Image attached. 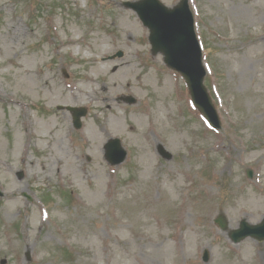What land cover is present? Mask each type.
Instances as JSON below:
<instances>
[{
    "label": "rangeland",
    "instance_id": "1",
    "mask_svg": "<svg viewBox=\"0 0 264 264\" xmlns=\"http://www.w3.org/2000/svg\"><path fill=\"white\" fill-rule=\"evenodd\" d=\"M122 1L40 0L43 17L32 20L23 0H0V181L20 185L17 205L0 190V262L264 264V241L228 238L240 220L264 216V0H189L219 129L191 105L181 76L150 53L147 29ZM66 32L86 44H65ZM94 48L106 52L110 70L90 84L81 72L93 74V64L75 59ZM117 49L126 54L110 58ZM111 72L115 87L106 86ZM23 82L37 93L27 91L19 107L7 98L20 99ZM83 84L107 96L90 94L89 105L85 94L70 99ZM122 94L137 103L119 102ZM66 106L86 108L80 129ZM25 115L34 130L49 124L50 132L32 138L22 162L15 150L28 136ZM97 117L105 122L98 137ZM113 137L127 150L117 165L104 156ZM219 213L226 230L214 223Z\"/></svg>",
    "mask_w": 264,
    "mask_h": 264
},
{
    "label": "water",
    "instance_id": "2",
    "mask_svg": "<svg viewBox=\"0 0 264 264\" xmlns=\"http://www.w3.org/2000/svg\"><path fill=\"white\" fill-rule=\"evenodd\" d=\"M153 51L154 54L163 53L166 65L181 73L187 83L194 105L204 114L212 126L218 128L220 126L218 116L203 85L205 70L202 64V52L194 32L193 17L187 0H182L176 8L168 10ZM69 109L76 110L74 108ZM80 114L81 111L74 115L75 120H78ZM114 145L113 143L110 147ZM125 156L126 151L118 146V156L114 158V164L122 162ZM215 221L222 229H226V222L222 215L218 216ZM248 235L258 240L264 239V219L257 225H249L243 220L239 229L229 233L230 238L235 242ZM204 259H208L207 252H205Z\"/></svg>",
    "mask_w": 264,
    "mask_h": 264
},
{
    "label": "bare ground",
    "instance_id": "3",
    "mask_svg": "<svg viewBox=\"0 0 264 264\" xmlns=\"http://www.w3.org/2000/svg\"><path fill=\"white\" fill-rule=\"evenodd\" d=\"M105 55V51L103 50H96V55L89 58V61L93 64L92 70L95 74H86V78L88 79L87 81L91 84V82H93L95 80V78L98 77V73H101L102 71L106 72L107 70L109 71L110 69H107V65L104 62H101V58H103V56ZM88 57V56H87ZM27 72V71H26ZM116 77V73H110L109 77H108V81H106V86L111 85V87L114 85V87L117 84V80L115 79ZM119 84V83H118ZM28 87V88H27ZM22 88L27 89V90H22L21 92L18 93V96L20 97V99L17 98H7L8 101L10 103H15L17 104L19 107L23 104V100L26 99L28 95L27 91H34L37 93L36 89L31 88L29 85H27L25 82L22 83ZM80 92H82L83 94H86V89L85 88H81L79 90ZM70 94H74V91L69 90ZM92 93L94 95V93L101 94V97L104 98L107 96V91L106 90H102V91H98V90H92ZM73 99L75 101L79 100L78 98V94L73 95ZM27 100V99H26ZM87 104L90 102H86ZM29 107H33L36 105L35 102H28V104H26ZM97 124L98 126H100V129H95L93 130V134L98 137L100 135V131H103L104 129V125L105 122L102 121L101 119H99L97 117ZM24 127L27 130V139L25 141V143H16L19 144V150L16 149L15 151H18V157L22 162H25V152L26 150L33 145L32 144V138H44L46 137V135L50 132L49 130V124H46L44 127L40 126L39 129L34 130L33 128V122H31L28 118L27 115L24 116ZM47 133V134H46ZM46 134V135H45ZM42 143H44V141H39L37 140L34 145L36 147H40L42 145ZM53 160V163H59L62 165L63 163V159L62 157H52L51 158ZM8 162H10V159L7 160ZM49 167H51V164L49 165ZM46 169V167H44ZM70 168H73L72 163L70 164ZM55 171H58L59 174H61V176L64 175L65 171H64V167H61L60 169H55ZM29 177H33L32 173H28ZM0 189H3V197L7 198V199H12L13 200V204L17 205L18 204V200L15 198V195L17 194V192L20 189V185L19 182H15L13 181L9 176H6L3 180L0 181ZM10 210V208H6V211L8 212ZM188 253V251H187Z\"/></svg>",
    "mask_w": 264,
    "mask_h": 264
}]
</instances>
